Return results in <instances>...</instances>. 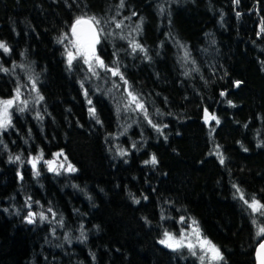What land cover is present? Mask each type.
I'll return each mask as SVG.
<instances>
[{
	"label": "trees",
	"instance_id": "1",
	"mask_svg": "<svg viewBox=\"0 0 264 264\" xmlns=\"http://www.w3.org/2000/svg\"><path fill=\"white\" fill-rule=\"evenodd\" d=\"M80 16L102 21L98 55L127 84L80 58L69 67ZM262 29L264 0H0V99L19 87L28 100L0 133V264H201L160 243L193 221L221 250L215 264H256L264 216L237 188L264 203ZM29 211L47 219L29 228Z\"/></svg>",
	"mask_w": 264,
	"mask_h": 264
},
{
	"label": "snow or ice",
	"instance_id": "2",
	"mask_svg": "<svg viewBox=\"0 0 264 264\" xmlns=\"http://www.w3.org/2000/svg\"><path fill=\"white\" fill-rule=\"evenodd\" d=\"M236 3H239V0H235ZM124 0H120V6L123 7ZM135 14V13H134ZM114 19V18H113ZM122 23V22H121ZM121 23H117L116 27H121ZM102 21L98 19L95 16L92 17H84L80 16L75 19L73 24L71 25V39L69 41L71 48L75 51H67V62L69 67L72 66L73 61L77 60L78 58L82 59L84 64L88 65V71L92 73L93 76L99 77L100 73L96 70V68H99L105 72H110L112 76H119L121 80H124V83L127 84V80L124 79L123 74L120 71L119 65L117 64L116 67H109L105 64V62L101 59V57L97 54V45L101 42L100 37L101 33L104 31V28L101 26ZM264 31V29H262ZM65 39H68L67 34H65L64 37H62L58 42L63 43ZM133 51H136L139 49L140 51H144L143 47L139 44L133 43L132 44ZM0 50H2L5 54L10 52L9 46L4 42L0 41ZM95 65V67H94ZM13 67H16L15 65ZM0 71L8 72V68H4L2 65H0ZM239 81L236 82L237 86L239 85ZM116 87H119L118 85H114ZM32 88L33 90L38 92V89H36L35 81L32 82ZM87 94V93H85ZM221 95H225V93H221ZM128 97L129 102L126 107H131V105L135 104V109L133 110H141L144 112L145 116H147V110L142 102H140L139 97L135 95L132 91H128ZM39 100H43V96L38 97ZM91 103V101H89ZM231 103V101H229ZM22 105V106H21ZM28 100L21 99V91L20 88L17 87L15 90V95L10 99H0V130H7L9 127L12 126V109L15 107L16 110L19 112H24L27 108ZM90 114L95 116V109H89ZM205 123H208L209 121H215L217 124L220 123L219 119L214 115L210 114L207 109H205V115H204ZM99 122V120H97ZM149 123H152L151 120H149ZM153 127H156V125H153ZM159 130V129H158ZM125 153L122 151L121 155H124ZM63 155V153H56L55 156L59 157ZM10 162L14 161H20L21 157L19 155L13 157H10ZM65 159H67L65 157ZM43 160V152L37 156H34L31 158L29 163H31L33 173L36 176L40 175V171L38 168V164L40 161ZM221 163L224 162L223 157L221 156ZM44 163L48 166L49 171H55L52 167L54 161L47 160L44 161ZM146 164L151 163L155 165L157 163V158L155 155L151 157L150 160L145 161ZM63 167V165H61ZM67 170L70 172H75L76 169L74 166H72L70 163L67 166ZM236 187L235 185H233ZM237 192L240 193L239 198L244 201V203L248 206L249 209H251L253 214H258L259 216H264V203H261L259 200H257L255 197L251 198V201L248 199H245L243 193L239 188H237ZM139 203V201H136ZM38 203V202H37ZM29 207L31 205L29 204ZM49 212H51V209H48ZM39 215V218L41 220L47 219L44 212L36 213L33 211H29L27 214V222L28 223H34L35 217ZM55 214L53 213V216ZM184 220L181 218V223H183ZM195 227L192 228V232L188 235H185L182 231L179 237H177L175 234L170 233L168 231H165L164 233V239L160 241L161 244H163L165 247L170 248L173 251H179L181 249L187 248V250L193 255L198 256V259L200 260L201 264H204L205 259L209 261V264H213V262H219L223 261L224 257L221 253V250L212 243L211 240L207 239V237H204L199 229V226L197 225L196 221L192 222ZM252 223L254 225H257V236H264V224H259L258 221L254 218ZM81 237H83V233H81ZM194 237V239H193ZM197 249H199L200 255L197 253ZM256 260L257 264H264V242H261L256 249Z\"/></svg>",
	"mask_w": 264,
	"mask_h": 264
},
{
	"label": "rangeland",
	"instance_id": "3",
	"mask_svg": "<svg viewBox=\"0 0 264 264\" xmlns=\"http://www.w3.org/2000/svg\"><path fill=\"white\" fill-rule=\"evenodd\" d=\"M73 51H75L74 49H73ZM85 66L88 68V65H86L85 64ZM94 67H95V65H94ZM91 73V72H90ZM117 82H120V81H117ZM21 99H22V97H21ZM15 108V107H14ZM3 130H0V133L2 132ZM61 165H63L62 163H59L58 165H53L52 167L54 168V169H59V170H63L64 168H62L61 167ZM30 166H31V164H30ZM32 167V166H31ZM191 232L189 231V233H187L186 235H188V234H190ZM193 239H194V237H193ZM167 248V247H166ZM170 249V248H169ZM184 249H186L187 250V248H184ZM197 253H198V255H200V254H202V253H200V251H199V249H197ZM216 262H213V264H215ZM204 264H209V261L207 260V259H205V261H204Z\"/></svg>",
	"mask_w": 264,
	"mask_h": 264
},
{
	"label": "bare ground",
	"instance_id": "4",
	"mask_svg": "<svg viewBox=\"0 0 264 264\" xmlns=\"http://www.w3.org/2000/svg\"><path fill=\"white\" fill-rule=\"evenodd\" d=\"M25 221H26V223L28 224L29 228H35V227H36V224H37V223H36V222H37V216L35 217V222H34V223H31V224L28 223V222H27V219H26Z\"/></svg>",
	"mask_w": 264,
	"mask_h": 264
},
{
	"label": "water",
	"instance_id": "5",
	"mask_svg": "<svg viewBox=\"0 0 264 264\" xmlns=\"http://www.w3.org/2000/svg\"><path fill=\"white\" fill-rule=\"evenodd\" d=\"M98 45H99V44H98ZM98 45H97V54H98ZM208 123H209V122H208ZM261 242H264V239H263ZM261 242H260V243H261ZM260 243H259V244H260ZM258 246H259V245H258ZM258 246H257V248H258ZM257 248H256V249H257ZM255 262H256V264H257V260H256V251H255Z\"/></svg>",
	"mask_w": 264,
	"mask_h": 264
}]
</instances>
